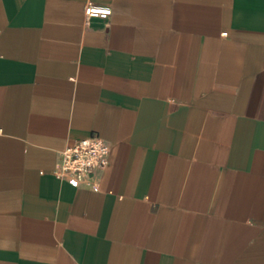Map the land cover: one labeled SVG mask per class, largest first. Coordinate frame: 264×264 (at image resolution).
Masks as SVG:
<instances>
[{"label":"crops","instance_id":"crops-1","mask_svg":"<svg viewBox=\"0 0 264 264\" xmlns=\"http://www.w3.org/2000/svg\"><path fill=\"white\" fill-rule=\"evenodd\" d=\"M0 264H264V0H0Z\"/></svg>","mask_w":264,"mask_h":264},{"label":"built area","instance_id":"built-area-1","mask_svg":"<svg viewBox=\"0 0 264 264\" xmlns=\"http://www.w3.org/2000/svg\"><path fill=\"white\" fill-rule=\"evenodd\" d=\"M84 12L86 17H107L111 14L112 8L109 5L88 2ZM110 151V144L106 139L93 132L65 147L52 172L76 186L86 184L97 188L98 175L110 163Z\"/></svg>","mask_w":264,"mask_h":264}]
</instances>
